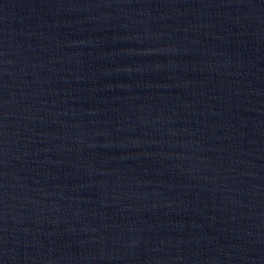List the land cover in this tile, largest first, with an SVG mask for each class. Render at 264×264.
Returning a JSON list of instances; mask_svg holds the SVG:
<instances>
[{
    "label": "water",
    "instance_id": "water-1",
    "mask_svg": "<svg viewBox=\"0 0 264 264\" xmlns=\"http://www.w3.org/2000/svg\"><path fill=\"white\" fill-rule=\"evenodd\" d=\"M0 264H264V0H0Z\"/></svg>",
    "mask_w": 264,
    "mask_h": 264
}]
</instances>
